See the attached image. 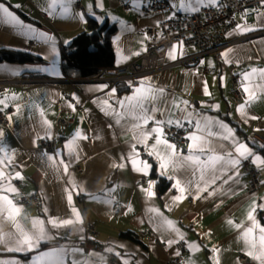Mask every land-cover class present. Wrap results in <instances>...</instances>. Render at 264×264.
<instances>
[{"label": "crops", "instance_id": "1", "mask_svg": "<svg viewBox=\"0 0 264 264\" xmlns=\"http://www.w3.org/2000/svg\"><path fill=\"white\" fill-rule=\"evenodd\" d=\"M160 1L167 2L171 9L144 13L145 6ZM179 2L180 0H144L143 5L132 7L129 0H64L69 14L61 15L59 3L55 11L49 7L51 0H0V5L8 8L25 25L53 38L48 43L28 39L15 26L0 22V48L32 53L39 59L33 63H0V100H4L7 105L5 107L0 104V112L8 115L10 126L8 130L0 126V157H12V166L5 170L9 173L19 171L23 176L22 180L11 181L17 193L10 198L21 208L18 221L25 230L32 231L34 219L44 220V228L49 235L47 240L42 241L31 252H7L0 245V260L32 264L37 254L75 248L85 254L69 255L65 264H71L73 260L82 264H109L108 257L119 264H122L121 258L124 264H164L170 256L176 255L175 245L178 243L169 247L166 241L177 240L178 235H182L184 239L179 241L186 246L184 264H214L217 256L220 264H258L245 254L247 249L240 234L234 226L227 224V220H233L234 224L245 223L250 205L254 201L264 204V165H254L251 158L242 160L235 182L223 184L219 180L213 186V189L220 188L222 191H216L210 197L203 193L198 200L189 195L174 204L172 197L177 193L172 188L173 181L166 175H161L158 162L149 157L142 146H137L140 158L151 164L148 176L134 172L128 162H124V168L113 167L114 164L119 165L122 162L121 156L129 152L132 133L125 134L121 125L115 123V117L105 115L101 111L102 105L93 101L105 99L106 93L111 89H116L118 98L131 95L130 83L136 85L142 78L150 77L152 84L166 90L169 99L186 100L191 111L223 122L233 130L238 141L245 143L264 159V146L259 141L264 136V93L259 94L245 110L256 119L245 122L236 111L245 99L242 74L252 67L264 68V10L248 9L246 15L244 12L234 16V26L225 35L228 45L222 51L224 53L227 49H233L228 55V63L222 55L220 64L212 55H206L190 65H171L157 73L140 77L135 82L118 84L71 79L63 74V57L73 51V38L86 30L87 17L95 19L99 24L108 22L114 26L111 45L115 68L137 59L145 52L142 49L161 40L159 30L153 39L144 40L148 28L157 27L160 22L167 20V16H172L173 11L180 14L193 12L179 9ZM173 4L176 7H172ZM237 25L254 26L256 30L241 34L237 31ZM173 45L177 46V58L170 60L166 55L167 65L197 53L194 47H183L181 50V44L177 42L172 43L167 52ZM53 47L55 52L52 51ZM134 52L140 54L133 55ZM232 75H238L243 95L238 105L231 98ZM18 78L23 82L16 85L1 84L4 80ZM205 84L210 95L204 94ZM101 85L108 87L100 90ZM122 90L125 91L120 92ZM74 96L78 102L73 99ZM69 104L75 110L69 108ZM59 118L73 119V123L57 125ZM160 118L157 114V119ZM45 120L51 125L50 128L44 125ZM151 127L152 124L149 123L148 128ZM177 129L186 130V137L193 131L187 125ZM77 130L86 134L88 139H76L78 157L75 154L69 156L64 145L74 138ZM49 135L48 139L58 143L50 152L38 145L42 137L47 138ZM151 143L154 141L149 140V144ZM188 143L186 140L185 143L176 145L177 152L188 155ZM213 143L223 144L225 149L233 151L228 141L214 139ZM56 153H60L59 157H55L59 172L44 158V154L55 156ZM142 154L145 156L142 157ZM60 159L70 164L69 173L72 178L86 189L85 193L79 195L72 192L71 206L67 203V193L64 191L66 187L71 190L67 184L68 176L64 175L63 166L59 165ZM246 161L260 173V185L253 194L247 192L250 177L244 171ZM169 174H172L171 170ZM181 174L177 172L176 176ZM231 174L230 171L229 175ZM158 178L169 183L168 189L162 193L158 190ZM149 180L154 183L155 192V197L151 200L146 199L140 191L141 187L147 188ZM16 181L20 184L17 185ZM111 188H115L112 197H105L104 190ZM87 193L98 194L103 199L114 198L115 202L105 204L92 201ZM21 194L38 197V206L19 203L17 198ZM72 207L80 214L82 224L53 228L47 223L50 217L75 220L71 213ZM129 207L131 211H128ZM152 208L158 210L159 216L150 211ZM254 215L257 222L264 226V210L257 208ZM163 221H171L178 233L172 232ZM88 227H91L94 234L88 231ZM81 228L83 231H78ZM0 230H12L11 224L3 217H0ZM126 233L135 235L137 241L123 236ZM117 245L123 247L118 248ZM189 245H196L197 248L190 249ZM106 248L113 251L109 253ZM213 248H219L220 252L213 253ZM116 252L121 256L115 255ZM89 253L92 255H88ZM242 256L252 263L241 262Z\"/></svg>", "mask_w": 264, "mask_h": 264}, {"label": "snow or ice", "instance_id": "2", "mask_svg": "<svg viewBox=\"0 0 264 264\" xmlns=\"http://www.w3.org/2000/svg\"><path fill=\"white\" fill-rule=\"evenodd\" d=\"M132 7L143 5L144 0H129ZM60 5V14L68 15L69 9L64 3V0H51L49 7L55 11L56 5ZM261 7H264V0H260ZM97 3V7H99ZM219 0H180L179 9L190 10L198 12L201 7H218ZM172 7H176L175 4ZM245 10V15L247 14ZM115 19V18H113ZM166 19L171 20V15ZM0 22L8 23L18 28L23 35L28 39H38L45 43L53 40L52 36L44 32H37L36 29L29 25H25L21 20L17 18L8 8L0 5ZM122 23V22H121ZM159 26V25H158ZM254 26L237 25V31L244 34L249 31H255ZM144 40L149 39L147 35L143 37ZM176 45H173L167 52V57L170 60H175ZM182 50L183 45H180ZM146 50V49H142ZM55 52V48H52ZM233 52V49H227L222 53V57L225 62L228 60L229 53ZM139 52H134L133 55H139ZM203 63V61H201ZM243 86L242 91L245 94V99L241 103L236 111L247 122L248 119H256L254 116H249L245 111L246 108L258 98L259 94L264 93V68L252 67L243 74ZM254 77L256 80L254 81ZM221 80L223 78L221 77ZM100 90L107 88V85L99 86ZM132 88V94L123 98L116 96V89H111L106 93V98L100 101H93V103H100L102 105L101 111L105 115H112L115 117V123L121 125L125 134L132 133L131 140L129 141V152L126 155L121 156V163L119 165H113V167L124 168L125 163L131 164L132 170L143 176H148L151 164L144 159L140 158V152L138 145L142 146L149 157L154 158L159 165L161 175H166L170 181H173L172 188L176 191V195L172 197V202L179 203L187 196L191 195L194 200L201 198L203 193H207V196H212L216 191H222L220 188L213 189V186L217 184V181L222 180L223 184H228L230 181L235 182L239 176L238 166L242 160H248L251 158V162L254 165H264V159L256 155L250 147L245 143L236 139L235 133L231 128L219 120L209 118L202 115L199 112L191 111V106L186 100H177L175 98L169 99L166 94V90L163 87H157L151 83L150 77L142 78L136 85L129 84ZM204 94L210 95L207 90V85L204 86ZM15 98V97H13ZM74 100L78 99L74 96ZM0 104L5 107L4 100H0ZM69 108H73L72 104L68 105ZM218 107V106H213ZM175 110V111H174ZM178 113V114H177ZM157 114L161 117L157 119ZM122 121L124 123H122ZM47 128L51 125L47 120L43 121ZM149 123L152 124L151 128H148ZM187 125L192 128L193 131L186 137L188 143V155H182L177 152L176 145L171 143L167 139L165 132V126L168 128L177 127L183 128ZM111 127V125L109 126ZM214 129H218L214 130ZM2 135V133H0ZM44 138V137H42ZM50 138V135L47 137ZM99 138V137H97ZM212 138V139H209ZM76 139L87 140L88 136L81 131L77 130L74 134V138L68 141L64 147L67 149V154L78 157V145ZM214 139H220L228 141L233 151L225 149L223 144L213 143ZM149 140H153L154 143L149 144ZM35 143V142H34ZM60 153H56L55 156L44 154V158L47 162H50L51 166L59 172V166L57 165L55 157H59ZM12 157H0V217H3L5 221L9 222L12 226L11 231L0 230V245H3L7 252L23 253L34 251L42 241L49 238L48 233L44 228V220L34 219L32 221V231H27L23 228L22 224L18 221L17 217L21 212V208L17 206L11 195L17 193V189L12 185V180H22L23 176L19 171L9 173L5 169L12 166ZM59 165L63 166V173L68 176L67 184L70 189L66 187L64 191L67 193V203L72 205V192H76L77 195L86 192V189L79 185L69 173L70 164L65 160L60 159ZM171 170L172 174H169ZM232 172L229 175V172ZM182 173L179 177L176 173ZM154 183L149 180L147 188L141 187L140 191L144 193L145 198L151 200L155 197ZM209 189H213L210 191ZM115 188L105 189L104 196L112 197ZM89 199L96 202H102L105 204H113L114 198L103 199L98 194L87 193ZM257 208L264 210V204H257L255 201L250 205V210L246 214L245 223L234 224L231 219L227 220L229 226H234L237 232L240 234V238L243 240L245 248L247 249L245 254L257 261L258 264H264V226L257 222L255 212ZM131 211V208H128ZM150 211L159 216L157 209L152 208ZM47 212V210H45ZM71 213L75 217V220L70 218H52L47 220V223L53 228H62L75 224H82L83 221L80 218V214L72 207ZM161 220L163 218L161 217ZM163 223L169 226L172 232L178 233V230L172 225L171 221H163ZM78 231H83L82 228ZM182 235H178L177 240L169 239L166 241L169 247L173 243L183 240ZM116 247L122 248L123 245H117ZM190 249L197 248L196 245H189ZM107 252L111 253L113 249L106 248ZM212 252L218 254L219 248H213ZM76 254L84 255L80 249L75 248H61L50 252H43L37 254L33 258L32 264H65L67 256ZM179 256L181 253L177 251L175 253ZM92 255V254H88ZM115 255L121 256L119 252ZM122 264H124L123 258ZM0 264H17L15 260L3 261L0 260ZM71 264H82L78 260H73ZM214 264H220L219 258L214 260Z\"/></svg>", "mask_w": 264, "mask_h": 264}, {"label": "built area", "instance_id": "3", "mask_svg": "<svg viewBox=\"0 0 264 264\" xmlns=\"http://www.w3.org/2000/svg\"><path fill=\"white\" fill-rule=\"evenodd\" d=\"M126 9V7H123ZM171 9V6L164 1L153 2L143 8L144 13H156ZM258 9L264 10L261 7L260 0H221L218 7H203L198 12L177 13L173 11V19L160 22L157 27H150L146 30V34L150 39H153L157 30L161 33V40L155 44H150L145 52L137 59L129 62L126 65L119 67H111L102 69L100 74L93 77L82 79L84 81H98L109 84H118L125 81L135 82L138 78L151 73H157L167 67L175 65H190L199 58L212 55L217 63L222 62L221 53L228 45L225 40V35L229 29L234 26V16L243 14L245 10ZM177 42L183 47H194L197 53L186 58L179 59L170 65L166 64V54L169 46ZM238 75L231 77V98L235 105L241 103L243 95L238 82ZM23 81L18 79H9L1 82L2 85H16ZM57 125L72 124L73 119L59 118ZM0 126L4 130H8L9 117L7 114L0 112ZM167 139L175 145H181L186 141L187 131L177 128L165 127ZM261 145L264 146V136L259 138ZM38 145L44 150L53 151L58 143L56 140L46 137L38 141ZM145 155L142 154V157ZM80 171L79 168H77ZM244 171L249 175L250 182L247 186V192L253 194L257 192L260 185V173L258 169L251 166L249 162H244ZM17 185L20 184L16 181ZM18 202L23 205L38 206L39 199L35 195L27 196L21 194L17 198ZM88 231L93 233L91 227ZM94 234V233H93ZM85 246V245H83ZM176 252L179 251V256H170L164 264H184V252L186 250L185 243L179 241L175 245ZM109 264H119L116 260L107 258ZM241 262L252 263L246 257H240Z\"/></svg>", "mask_w": 264, "mask_h": 264}, {"label": "trees", "instance_id": "4", "mask_svg": "<svg viewBox=\"0 0 264 264\" xmlns=\"http://www.w3.org/2000/svg\"><path fill=\"white\" fill-rule=\"evenodd\" d=\"M114 33L115 28L112 24L108 22L99 24L95 19L87 17L86 30L73 38L71 44L73 51L66 53L63 57V74L71 79H87L99 75L102 69L113 67L114 50L111 37ZM38 60L32 53L0 48V63L23 64ZM157 185L159 192L162 193L168 189L169 183L158 178ZM123 236L137 241L135 235L126 233Z\"/></svg>", "mask_w": 264, "mask_h": 264}]
</instances>
